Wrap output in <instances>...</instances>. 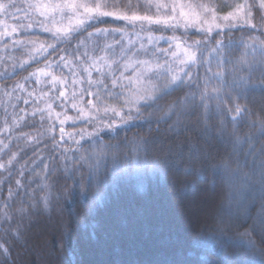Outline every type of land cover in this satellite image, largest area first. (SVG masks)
<instances>
[{"label": "snow or ice", "instance_id": "snow-or-ice-1", "mask_svg": "<svg viewBox=\"0 0 264 264\" xmlns=\"http://www.w3.org/2000/svg\"><path fill=\"white\" fill-rule=\"evenodd\" d=\"M0 17V52L26 57L0 55L11 67L0 80L43 64L0 85V97L13 109L31 102L32 118L48 122L13 137L29 115L13 111L0 133L44 144L51 162L42 174L30 170L35 189L16 180L15 190L13 171L23 176L25 165L14 168L15 153L0 163L8 174L0 184L9 185L6 196L0 190V264H22L33 217L63 209L70 219L58 246L62 264H72L74 223L96 216L129 179L142 192L173 170L185 186L211 184L212 222L159 259L117 253L111 264H264V106L247 103L264 96V0H0ZM41 33L51 42L32 38ZM29 81L55 94L29 91ZM69 121L87 127L68 132Z\"/></svg>", "mask_w": 264, "mask_h": 264}, {"label": "trees", "instance_id": "trees-1", "mask_svg": "<svg viewBox=\"0 0 264 264\" xmlns=\"http://www.w3.org/2000/svg\"><path fill=\"white\" fill-rule=\"evenodd\" d=\"M28 0H17L18 5L23 7ZM220 3L221 0H216ZM256 21L259 23L260 14L253 9ZM22 16V13L19 14ZM0 19H4L0 17ZM6 23H16L15 19L7 18ZM170 35L171 33H166ZM179 34V33H178ZM239 35V33H236ZM19 38V37H18ZM32 38L41 41L49 40L47 34H38ZM191 39H202L201 36L193 30L190 33ZM166 47V45H163ZM0 55H14L24 57L22 51L11 53H2ZM42 63L34 64L28 67L26 71L17 69V74L0 80V85H12L16 82H23L24 77L28 76L37 67H42ZM11 72L10 65L0 66V72ZM57 75L67 76V71H56ZM96 78V74H93ZM29 91L37 90L55 94L56 90H49L47 85H42L34 81H29L25 85ZM23 95V94H21ZM28 99V97H24ZM87 99V98H86ZM117 103L116 101H108ZM11 103H16L12 101ZM244 103V101H241ZM247 103L250 107L259 109L264 106V96L259 94L253 95ZM9 102L0 97V128L3 127V121L8 120L11 124V113L13 111L23 114L24 111L29 115L25 117L24 126H21L13 134V137L21 133L36 134L42 132L48 126L45 120L43 127L40 123L39 115L32 118L31 112L33 106L31 102L28 105L22 102L17 104L16 108L8 106ZM36 107H43L37 103ZM55 111L60 112L62 109L53 104ZM6 110V111H5ZM23 110V111H21ZM68 115L75 116L76 113L69 109ZM17 118H19L17 116ZM87 127L83 123H77L74 127L72 121L65 125L68 132L77 131L79 128ZM147 135V133H144ZM152 135H156L155 132ZM0 141L9 145V148L0 151V163H6L13 153L16 154L17 160L13 162L14 168L18 169L19 165H25L23 176L19 170H14L11 177V187L16 189V180H20L22 185L35 189L36 184H28V181L37 180V177L31 173L35 168L37 173H43V165L51 162L46 159L50 154L44 144L39 146L27 145L25 140H16L8 137L7 133H0ZM47 142V141H46ZM50 148V144L48 145ZM2 148V145H0ZM10 149V151H9ZM7 173L0 169V179L7 177ZM55 179V177H54ZM184 176L175 170L163 176L158 180H153L147 184L144 191L137 190L139 183L135 179H129L122 183L112 194L107 205L94 217L82 219V223L73 224V246L76 252L71 254L72 264H111L116 258L117 253L130 254L137 261L155 260L152 254H157L161 258L165 252L169 251L185 235L191 234V229L200 227L207 221L211 223L210 215L202 221L195 219V211L192 208H201L203 200H211L212 186L207 181H195L185 186L183 184ZM59 183H64L61 179ZM8 184H0V190L3 195H7ZM63 204V201H61ZM191 208V209H190ZM196 210V209H195ZM194 212V213H193ZM70 219L69 210L62 211L52 210L47 213H41L33 217V224L28 234V251L19 259L22 264H62L64 258L61 257L59 249V240L65 223ZM23 243V241H21ZM21 253L23 249H18ZM145 254H148L147 260Z\"/></svg>", "mask_w": 264, "mask_h": 264}, {"label": "rangeland", "instance_id": "rangeland-1", "mask_svg": "<svg viewBox=\"0 0 264 264\" xmlns=\"http://www.w3.org/2000/svg\"><path fill=\"white\" fill-rule=\"evenodd\" d=\"M165 2H167V0H165ZM210 202H211V200L210 201L208 200L207 202H206V200H203V202L201 203V208H199V207L192 208V210H194L196 214L194 215L195 217L191 221H193L195 219L196 221L198 220V222H199V221H202L204 218H206L208 215H210V211H211ZM156 255H157L156 253L152 254V258L156 259ZM147 257H148V254H145L146 260H147ZM157 259H159V258H157Z\"/></svg>", "mask_w": 264, "mask_h": 264}]
</instances>
